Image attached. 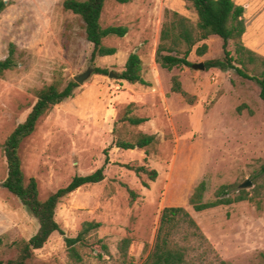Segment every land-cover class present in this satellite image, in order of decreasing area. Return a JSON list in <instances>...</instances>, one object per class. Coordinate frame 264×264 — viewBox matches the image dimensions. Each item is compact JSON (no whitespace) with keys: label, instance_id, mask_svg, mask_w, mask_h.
I'll use <instances>...</instances> for the list:
<instances>
[{"label":"rangeland","instance_id":"374dc122","mask_svg":"<svg viewBox=\"0 0 264 264\" xmlns=\"http://www.w3.org/2000/svg\"><path fill=\"white\" fill-rule=\"evenodd\" d=\"M65 0H8L0 15V60L16 47V65L0 75V259L18 254V246L33 237L37 220L3 186L7 177L4 143L23 123L37 101L38 92L57 84L64 88L88 70L91 75L77 84L73 97L43 116L35 132L20 146L22 170L35 178L39 199L46 201L75 176L94 173L109 164L105 179L81 187L56 210L64 235L55 233L35 251L29 264H143L150 255L166 207H182L195 220L209 245L197 243L195 264H264V195L255 190L264 183V101L257 83L235 70L163 69L155 61L165 12L174 11L197 23L192 4L182 0H106L101 14L103 28L126 27L123 38L109 37L106 47L116 54L91 62L80 17L63 9ZM245 9L244 47L264 58V0H233ZM207 52L196 48L188 60L194 64L222 59V40L204 41ZM236 42L228 49L235 56ZM143 62L142 77L149 84H129L95 74V68L116 75L124 70L130 54ZM247 73L254 75L253 67ZM178 77L183 89L195 97L188 104L171 91ZM75 82V81H74ZM147 119L141 126L122 122L126 114ZM139 134L157 141L143 150L117 148L116 141L134 142ZM144 166L158 172L155 181L139 177L125 166ZM205 181V202L227 186L231 197L245 190L252 201L196 212L189 199ZM250 181L252 186L241 189ZM147 184V187L145 186ZM134 193V202L131 194ZM98 222L95 237L107 245L81 248L82 261L69 258L66 237H75L85 222ZM131 241L123 257L120 243Z\"/></svg>","mask_w":264,"mask_h":264},{"label":"trees","instance_id":"16d2710c","mask_svg":"<svg viewBox=\"0 0 264 264\" xmlns=\"http://www.w3.org/2000/svg\"><path fill=\"white\" fill-rule=\"evenodd\" d=\"M106 0H65L63 9L80 17L84 23L87 41L92 45L91 62L97 58L110 57L116 54L115 48L106 47L103 41L109 37L123 38L128 33L126 27L111 26L103 28L100 24L101 14ZM121 4H127L129 0H115ZM192 4L198 17L197 23H192L188 18L178 12L166 11L162 24L159 43L156 50L155 61L163 69L171 71L174 68L189 67L193 64L188 60L193 49L196 54L202 56L207 52L208 46L203 43L209 37L217 36L222 40V59H213L204 63L205 69H219L221 71L235 70L237 74L247 80L257 83L260 88V98L264 101V58L243 46L241 39L246 31L244 13L245 9L238 6L233 0H182ZM8 6V0H0V15ZM235 41V56L228 49L229 42ZM16 47L9 45L8 56L0 60V75L12 70L16 65ZM252 66L254 75L247 73ZM143 62L139 55H129L124 70L117 74V79L129 84H149L142 77ZM95 74L108 76L106 69L95 68ZM171 91L180 95L188 104L195 102V97L187 93L178 77L171 80ZM76 82H69L64 88L52 84L41 89L37 94V101L26 120L19 124L8 136L4 143L3 151L7 162V177L2 186L14 195L29 213L37 220L39 228L37 233L27 242L18 246V254L15 258L3 261L0 264H29L34 253L42 249L55 233H61L60 225L55 215L59 204L66 197L76 192L81 187L102 182L105 179V170L109 164L108 151L106 150L105 164L94 173L86 176H75L64 188L59 189L46 201L39 199L38 183L35 178L26 179L22 170V162L19 155L23 141L30 137L36 130L39 120L53 107L73 97ZM122 122L130 126L138 127L147 122L145 118L134 117L126 114L121 118ZM157 141L153 135L139 134L134 142L116 141L114 145L123 150H143ZM135 172L139 177L146 175L150 181H155L158 172L149 170L144 166H125ZM261 171L264 173V165ZM147 187V184H145ZM207 191L205 181L200 182L194 189L189 205L196 212H203L219 206H228L243 201H252L253 198L245 190H240L237 195L231 197L227 186H222L215 195V200L205 202ZM255 196L264 195V183L255 190ZM131 194V202H134V193ZM101 227L98 222H85L75 237H66L65 245L69 258L79 263L82 261L81 248H95L99 246L103 252L108 247L102 240L95 237V232ZM131 241L124 239L120 243L122 256L126 257ZM197 243L208 247L209 242L201 229L182 207H166L160 217L159 228L153 249L143 264H195L192 254L196 251ZM220 264H225L221 262Z\"/></svg>","mask_w":264,"mask_h":264},{"label":"water","instance_id":"95a60500","mask_svg":"<svg viewBox=\"0 0 264 264\" xmlns=\"http://www.w3.org/2000/svg\"><path fill=\"white\" fill-rule=\"evenodd\" d=\"M192 68L193 69H195V70H200V71H204L205 70V65H204V63H200V64H194L193 66H192ZM91 73H92V70H88L86 73H84V74H82L81 76H78V77H76L75 79H74V81L77 83V84H83L84 83V81L91 75ZM109 77H111V78H117V75L115 74V73H113V72H110L109 73ZM252 186V183L250 182V181H246V182H244L241 186H240V188L241 189H246V188H249V187H251Z\"/></svg>","mask_w":264,"mask_h":264}]
</instances>
